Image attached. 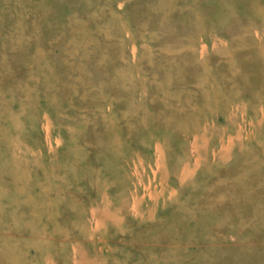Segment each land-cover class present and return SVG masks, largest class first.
Wrapping results in <instances>:
<instances>
[{"label": "rangeland", "instance_id": "374dc122", "mask_svg": "<svg viewBox=\"0 0 264 264\" xmlns=\"http://www.w3.org/2000/svg\"><path fill=\"white\" fill-rule=\"evenodd\" d=\"M0 194L34 264H263L264 0H0Z\"/></svg>", "mask_w": 264, "mask_h": 264}, {"label": "bare ground", "instance_id": "6f19581e", "mask_svg": "<svg viewBox=\"0 0 264 264\" xmlns=\"http://www.w3.org/2000/svg\"><path fill=\"white\" fill-rule=\"evenodd\" d=\"M24 72V71H23ZM33 120V119H32ZM31 120V121H32ZM47 126V125H46ZM18 129V128H17ZM47 131V130H46ZM47 133V132H46ZM11 141V140H10ZM4 144V143H3ZM20 144V143H19ZM5 145V144H4ZM3 148H4V146H3ZM23 151V150H22ZM9 153V152H8ZM7 153V154H8ZM12 153V152H11ZM47 153V152H46ZM51 153V152H50ZM29 154V153H28ZM25 155V154H24ZM7 156V155H6ZM22 156V155H21ZM48 156V155H47ZM15 157V156H14ZM24 157V156H23ZM50 157V156H49ZM5 159H7V157H4ZM26 158V157H25ZM43 158V157H42ZM18 159V158H17ZM31 160V159H30ZM43 161V160H42ZM8 162V161H7ZM54 162H56V160L54 161ZM2 163V162H1ZM20 164V163H19ZM21 165V164H20ZM29 165V164H28ZM27 165V166H28ZM6 166V165H5ZM46 166H47V164H46ZM55 167V166H54ZM7 168V167H6ZM28 168V167H27ZM62 168V167H61ZM2 169V168H1ZM48 169V168H47ZM51 169V168H50ZM50 169H49V171H50ZM3 170H5L6 171V169H3ZM21 170V169H20ZM34 170V169H33ZM75 170V169H74ZM28 171V170H27ZM30 171V170H29ZM43 171H44V169H43ZM21 172H22V170H21ZM24 172V171H23ZM25 172H26V170H25ZM76 172V171H75ZM42 173V172H41ZM40 173V174H41ZM51 173V172H50ZM31 174V173H30ZM45 174H46V172H45ZM55 174V173H54ZM50 176V175H49ZM49 176H48V178H49ZM45 177V176H44ZM21 178V177H20ZM38 178H39V175H38ZM41 178V177H40ZM39 178V179H40ZM37 179V178H36ZM35 179V180H36ZM41 179H43V178H41ZM10 180V179H9ZM49 180H51V179H49ZM42 181V180H41ZM45 181V179H43V182ZM10 182V181H9ZM22 182V181H21ZM38 182V181H37ZM33 183V182H32ZM37 184V183H36ZM56 184V183H55ZM29 185H30V183H29ZM11 186V185H10ZM36 186V185H35ZM55 186V185H54ZM56 187V186H55ZM24 189H25V187H24ZM31 190V189H30ZM28 191V190H27ZM25 192V191H24ZM28 194L30 193V192H27ZM1 195V194H0ZM26 195V194H25ZM25 195H24V197H25ZM34 196V195H33ZM3 197V196H2ZM1 197V198H2ZM30 197H28V199H29ZM6 199V198H5ZM33 199V198H32ZM34 199H35V196H34ZM41 199V198H40ZM52 199V198H51ZM70 200V199H69ZM4 201V200H3ZM46 201V200H45ZM18 202V201H17ZM42 202V201H41ZM64 202V201H63ZM61 203V202H60ZM65 203V202H64ZM76 203V202H75ZM35 204H36V201H35ZM69 204V203H68ZM72 205H73V203H71ZM76 204H78V203H76ZM52 205V204H51ZM70 205V204H69ZM71 205V206H72ZM81 205V204H80ZM37 206H38V204H37ZM59 206V205H58ZM70 206V208H72ZM45 207H46V205H45ZM62 207V206H61ZM52 208V207H51ZM53 209V208H52ZM51 209V210H52ZM64 209V208H63ZM76 209H79V207H78V205H77V207H76ZM27 210V209H26ZM89 210V209H88ZM36 211V210H35ZM54 210H52L51 212H53ZM83 211V210H82ZM56 212V211H55ZM93 212V211H92ZM59 213H60V211H59ZM80 213H84V211L83 212H80ZM91 213V212H90ZM94 213V212H93ZM86 214V213H85ZM92 214V213H91ZM24 215V214H23ZM0 216H2L1 214H0ZM5 216V215H4ZM18 216V215H17ZM17 216H15V217H17ZM26 216V215H25ZM85 216V215H84ZM18 218V217H17ZM54 218V217H53ZM78 218V217H77ZM99 218V217H98ZM0 219L2 220V218L0 217ZM8 219H9V217H8ZM19 219V218H18ZM55 219V218H54ZM79 219V218H78ZM78 219H77V221H78ZM81 219V218H80ZM0 220V221H1ZM87 220V219H86ZM98 220V219H97ZM3 221V220H2ZM23 221V220H22ZM82 221V220H81ZM249 221V220H248ZM20 222V221H19ZM25 222H28V221H26L25 220ZM79 222V221H78ZM84 222V221H83ZM87 222V221H86ZM86 222H84V223H86ZM96 222V221H95ZM99 222V221H98ZM100 223V222H99ZM12 224V223H11ZM89 224V223H88ZM264 224V223H263ZM1 225L2 224H0V228H1ZM4 225V224H3ZM9 225V224H8ZM81 225V224H80ZM14 226V225H13ZM78 226V225H77ZM76 226V227H77ZM83 226V225H82ZM11 227H12V225H11ZM14 227H16V226H14ZM75 227V228H76ZM81 227V226H80ZM264 227V226H263ZM22 228V227H21ZM87 228H88V226H87ZM98 228V227H97ZM145 228V227H144ZM232 228V227H231ZM4 229H5V227H4ZM4 229H2V230H4ZM11 229V228H10ZM9 229V230H10ZM37 229V228H36ZM89 229V228H88ZM15 230H17V229H15ZM96 230V229H95ZM19 231V229L17 230V232ZM21 231V230H20ZM7 232V231H6ZM28 232V231H27ZM91 232V231H90ZM94 232V231H93ZM14 233V232H13ZM16 233V232H15ZM21 234V233H20ZM14 235H16V234H14ZM14 235H12V233L10 234V232H9V234H7V233H5V234H3V232H1L0 233V264H34L33 262L34 261H32V262H29V260L27 259V257H25L24 255H19V250H20V248H19V250H18V244L20 243V242H18L19 240H20V238H19V240H18V237H15ZM18 235V234H17ZM16 235V236H17ZM20 236V235H19ZM238 236H240V235H238ZM243 236V235H242ZM248 236V235H247ZM59 239V238H58ZM23 240V239H22ZM242 240V239H241ZM241 240H240V242H241ZM21 241V240H20ZM243 241V240H242ZM53 242V241H52ZM55 243V242H54ZM53 243V244H54ZM25 244V243H24ZM52 244V243H51ZM251 244H252V242H251ZM76 246V245H75ZM261 246V245H260ZM24 247V246H23ZM220 247V246H219ZM25 248V247H24ZM24 248H22V249H24ZM241 248V247H240ZM250 248V247H249ZM255 249V248H254ZM49 251V250H48ZM73 251V250H72ZM264 251V250H263ZM262 251V252H263ZM23 252V251H22ZM234 252V251H233ZM21 253V252H20ZM25 252H23V254H24ZM51 253V252H50ZM54 253V252H53ZM236 253V252H235ZM211 254H213V253H211ZM51 255V254H50ZM56 255V254H55ZM30 256V255H29ZM33 256H34V254H33ZM37 256V255H36ZM32 257V256H31ZM39 257H40V255H39ZM35 258H37V257H35ZM42 258V257H41ZM44 258V257H43ZM250 258V257H249ZM33 259V258H32ZM254 259V258H253ZM44 260V259H43ZM246 260V259H245ZM36 264V263H35ZM45 264V263H44ZM256 264V263H255ZM262 264V263H261ZM264 264V263H263Z\"/></svg>", "mask_w": 264, "mask_h": 264}]
</instances>
